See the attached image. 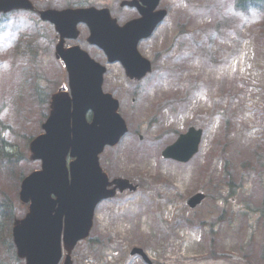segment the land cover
<instances>
[{
	"label": "rangeland",
	"instance_id": "obj_1",
	"mask_svg": "<svg viewBox=\"0 0 264 264\" xmlns=\"http://www.w3.org/2000/svg\"><path fill=\"white\" fill-rule=\"evenodd\" d=\"M161 6L167 16L138 45L152 71L136 81L110 63L102 86L119 101L128 130L104 148L100 165L110 178H129L139 187L98 204L91 245L75 246L73 264H264V11H238L234 0H162ZM53 38L37 14L0 17V142L27 155L16 162L26 174L40 167L29 160L28 144L48 111L36 86L51 92L66 84ZM191 125L203 131L197 153L185 162L162 157L164 146ZM229 181L240 186L225 200ZM16 184L9 163L0 160V187L20 217L27 205ZM197 191L206 197L191 208L186 199ZM133 247L149 262L130 255ZM10 253L0 249L1 258Z\"/></svg>",
	"mask_w": 264,
	"mask_h": 264
},
{
	"label": "water",
	"instance_id": "obj_2",
	"mask_svg": "<svg viewBox=\"0 0 264 264\" xmlns=\"http://www.w3.org/2000/svg\"><path fill=\"white\" fill-rule=\"evenodd\" d=\"M145 1L151 9L158 0ZM15 8L32 9L33 6L29 0H0V12ZM164 13L148 12L132 26L134 32L127 25L116 27L115 22L107 32L101 31L91 8L48 9L40 13L43 19L55 24L61 35L56 50L68 71L71 97L67 92L53 96L50 115L43 124L46 133L39 135L30 146L31 157L42 159V170L24 179L20 197L23 201L30 200L29 213L25 219L15 220L13 226L18 255L26 257V264H57L61 255L63 216V241L68 252L64 264H71L72 247L78 239L87 236L91 227L94 203L108 194L105 191L106 176L100 171L97 154L105 143L114 144L125 131L124 123L116 114L117 102L101 91L105 68L89 59L77 46L63 49V37H76L77 22L86 21L91 27V36L104 47L109 59H120L127 73L139 78L150 65L136 51V43L152 31ZM88 108L93 110L91 123L85 118ZM198 136L199 132L192 130L180 136L164 150V156L187 160L197 150ZM69 150L71 156H76L70 163L71 181L65 165ZM119 186L123 189L127 182L120 180ZM51 193L56 195L55 199ZM203 197L197 193L187 202L195 206ZM135 252L140 250L133 249L132 253Z\"/></svg>",
	"mask_w": 264,
	"mask_h": 264
},
{
	"label": "trees",
	"instance_id": "obj_3",
	"mask_svg": "<svg viewBox=\"0 0 264 264\" xmlns=\"http://www.w3.org/2000/svg\"><path fill=\"white\" fill-rule=\"evenodd\" d=\"M246 5L264 9V0H237L236 1L237 8L246 7ZM0 151L3 154V156H9V153L3 152V148L1 147H0ZM9 214H12L13 216V206H12L11 200L5 193L0 194V248L6 247L7 243L9 247L10 246L13 247L10 237L7 236V234L6 235L3 234V227H2L4 218L7 217V215ZM9 257L13 258L14 254L12 256H7L4 259L0 258V264H6V261L9 259Z\"/></svg>",
	"mask_w": 264,
	"mask_h": 264
},
{
	"label": "flooded vegetation",
	"instance_id": "obj_4",
	"mask_svg": "<svg viewBox=\"0 0 264 264\" xmlns=\"http://www.w3.org/2000/svg\"><path fill=\"white\" fill-rule=\"evenodd\" d=\"M81 43H84L85 44V42H86V39H85V41L84 40H82V39H80L79 40ZM87 43V42H86ZM95 50H97V51H99L97 48H95V47H93ZM100 52V51H99ZM98 58L100 59V60H104V55L103 54H101L100 56H98Z\"/></svg>",
	"mask_w": 264,
	"mask_h": 264
},
{
	"label": "bare ground",
	"instance_id": "obj_5",
	"mask_svg": "<svg viewBox=\"0 0 264 264\" xmlns=\"http://www.w3.org/2000/svg\"><path fill=\"white\" fill-rule=\"evenodd\" d=\"M173 86V85H172ZM172 90V89H171ZM143 153V152H142ZM147 153V152H146ZM146 153L144 152V154L146 155ZM143 155V154H142ZM127 156V155H126ZM129 156V155H128ZM127 156V157H128ZM138 157H141V155L140 156H138ZM136 158V157H135ZM135 158H132L131 156L128 158V160L130 161V162H133L134 160H135ZM142 160H143V158H141ZM156 162V161H155ZM157 164V163H156Z\"/></svg>",
	"mask_w": 264,
	"mask_h": 264
}]
</instances>
